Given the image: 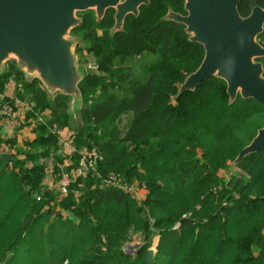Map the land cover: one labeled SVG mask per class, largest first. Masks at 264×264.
<instances>
[{
  "label": "trees",
  "instance_id": "16d2710c",
  "mask_svg": "<svg viewBox=\"0 0 264 264\" xmlns=\"http://www.w3.org/2000/svg\"><path fill=\"white\" fill-rule=\"evenodd\" d=\"M259 4L264 7V0ZM251 8V0L240 1L242 16ZM170 9L185 13L184 0H150L114 33V9L100 21L87 16L73 29L91 36L94 64L104 72L86 75L79 84L83 126L73 139L76 149L78 143L102 153L100 176L80 177L83 188L94 186L90 196L81 192L64 201L66 215L57 209L52 200L63 198L58 200L43 177L58 135L39 122L32 147L43 151L35 158L29 149L24 159L0 170V264H151L147 241L138 253L125 252L138 233L159 236L157 264H264L255 255L257 248L264 250V146L235 166L242 173L228 179L219 174L263 126L264 105L241 96L230 103L226 82L215 76L178 95L204 48L189 40L183 24L166 19ZM258 39L264 45V31ZM134 58L143 64L142 77L131 64ZM18 95L47 98L33 81ZM46 100L55 120L68 118V95L58 92ZM3 150L0 135V154ZM63 160L53 165L55 181ZM1 164L0 158V169ZM109 175L145 185L147 197L138 203L104 184ZM76 183L72 180L67 195ZM34 190L49 197L45 207L34 208ZM80 199L85 207L76 211L73 202Z\"/></svg>",
  "mask_w": 264,
  "mask_h": 264
},
{
  "label": "water",
  "instance_id": "95a60500",
  "mask_svg": "<svg viewBox=\"0 0 264 264\" xmlns=\"http://www.w3.org/2000/svg\"><path fill=\"white\" fill-rule=\"evenodd\" d=\"M241 0H184L185 13L169 10L167 20L181 23L189 40L201 44L204 58L178 88V95L194 90L211 77L227 84L229 102L238 96L253 98L264 105V45L258 37L264 31V7L251 0V12L242 16ZM150 0H0V72L15 58L29 78H37L50 94L70 97V107L83 108L79 84L86 75H103L97 67L81 69L74 48L78 38L71 31L81 24L79 12L94 10L100 21L108 9H114L111 32L123 29L128 15L139 14ZM264 146V124L232 162V168L249 154ZM1 171L11 162L12 154H0ZM29 222L25 217L23 226ZM144 243L128 245L127 253H138ZM154 250L149 248L146 262Z\"/></svg>",
  "mask_w": 264,
  "mask_h": 264
},
{
  "label": "rangeland",
  "instance_id": "374dc122",
  "mask_svg": "<svg viewBox=\"0 0 264 264\" xmlns=\"http://www.w3.org/2000/svg\"><path fill=\"white\" fill-rule=\"evenodd\" d=\"M88 11H90V12H88ZM77 15L81 19V22L83 21V19H86L87 16H91L92 18L94 16L97 19V16H96V13L94 10H87L86 12L85 11L79 12ZM100 31H101L100 28L94 29L92 33H97ZM70 36L78 38V43L75 46L74 51L78 57L79 67L81 69H84L85 67H87L88 64L89 65L94 64L93 54L89 50V41L91 39V36L89 34H86L84 32L78 31V30H72L70 33ZM145 55H146V57L142 58ZM149 56L150 55H148L146 53L141 58L140 57H138V58H140L141 60H143L145 62L148 60ZM133 61L135 63H131V64H133L136 67L137 73L142 77V73H143V69H144L142 66L143 64L140 63V61H138L137 58H134ZM262 63L264 64V61H262ZM117 65L118 64L115 61L114 67H116ZM92 67H94V66H92ZM123 69H125V67ZM19 73H21V71L19 68H17V62H16L15 58L13 57L5 64L4 70L0 73V94L1 95H4L3 93H8L11 90V88L13 87V84L16 81H18V76H20ZM11 77H12V79L10 80ZM15 77H16V80H14ZM4 99H6V98L4 97ZM46 99H48V98H46ZM46 99H45V101H41L38 104H36V107H37L39 112L43 111V108H44L43 105L47 101ZM6 101H11V99L7 98ZM66 115L68 116V118L62 119L61 122L65 127H69L71 129V131L73 132V135H75L78 131H80L82 129V126H83L82 120L80 117V110H74V111L69 110V111H67ZM121 120H122L121 125H125L127 117H124V118L122 117ZM0 122H2L1 118H0ZM37 123L38 122H35V125H34V132L35 133L37 130ZM18 126L19 125H15V127H14V130H15L14 135L15 136H13L7 140L5 138H3V143H4L5 147L8 148L7 152H10L12 154V159H11L9 167H11L13 165L12 162L15 159L16 160L24 159L23 157L29 149L32 150V153L34 154L33 156L35 158H37L38 154L43 151L40 148L32 147L35 139H37L36 138L37 136L33 135V133H32V135H30V134L25 133V132H19V135H18ZM2 128L3 127L0 125V131L1 132H2ZM58 130L62 131L61 128H59ZM59 136H60V134H59ZM59 136H58V138H59ZM76 143H77V141H76ZM55 146L57 148L52 150L53 154H51L52 152L47 153L46 159H45L46 162L48 163L49 170H53L51 172V175H45V177H43V183H45L46 184L45 186L49 187L50 190H52L53 188L50 185L48 186V184H50L51 181L55 182L54 179H55V176L57 174L54 171L55 170V168L53 167L54 163L59 159H65V160L67 159L66 162L68 163L70 161V164H71L72 162L77 160L78 154L82 153L83 150H86V149H83V147L81 145H78V143H77L75 146V147H77V149L75 148L76 150L73 151V153L71 154V153L67 152L62 145H60L59 140L57 141V144H55ZM5 150H7V149H5ZM57 150H58V152H55ZM48 155H49V157H48ZM39 161H41V160H39ZM59 163H60L59 168H61L64 166L63 164L65 163V161L62 163L60 161ZM231 164H232V162H231ZM231 164H230V167H228L226 170L219 171V174L223 175L226 179H228L230 177V175H232L233 173H235L236 175L242 173L241 167H233L232 168ZM28 166H32V164H28ZM70 166H72V164ZM17 170L21 171L18 168H17ZM69 171L71 172V167H70ZM121 179H122V177H121ZM72 180H73V182H77L76 183L77 185H76V187H71L69 195H67L66 197H63V199L61 201H56V198H54V200H52V204L56 205L57 209H61L62 213H64L65 215L68 211L67 210L64 211V209L62 208V205H65L70 199H78L81 192L83 194L85 193L86 195L89 194L87 196V197H89L90 196V189L92 190L94 187V186L93 187L91 186L88 188H86V187L83 188L82 183H81V178L79 176L72 175ZM147 193H148V191H147ZM32 194H33V196L36 197V202L34 203V208H37V207L39 208L40 205L42 207H45V205H46L45 203L47 202L49 197L47 196L46 198L43 199L42 194L38 193L37 190L32 191ZM57 196H58L57 198L59 200V198H61V197L59 196L58 193H57ZM145 197H147L146 192H145ZM64 201H65V204H63ZM76 207L77 208H81V207L84 208L85 204L82 202L81 199L76 200L75 202H73V209L74 208L76 209ZM76 211H78V209H76ZM76 211L74 210V212H76ZM71 214L73 215V213H71ZM145 237H146L145 234H141V233L135 234L132 237V240L127 243V245L125 246V249L128 250V248H127L128 245L134 246L137 244L144 243ZM147 242L150 245V248L154 250L152 258L150 259V262H151V264H157L159 259L155 255L158 251L159 236L150 235L149 239H147ZM135 249H137V247H135V246L132 247V250H135ZM259 249L260 248L256 249L255 255H257L259 258L264 260V250H261V249L259 250ZM132 254H134V253H132Z\"/></svg>",
  "mask_w": 264,
  "mask_h": 264
},
{
  "label": "crops",
  "instance_id": "0c3cea01",
  "mask_svg": "<svg viewBox=\"0 0 264 264\" xmlns=\"http://www.w3.org/2000/svg\"><path fill=\"white\" fill-rule=\"evenodd\" d=\"M5 67V66H4ZM17 68H19V66L17 65ZM21 73L20 76H18V81H16L13 84V87L11 88V90L8 93H3L5 98H9L11 99L12 102L15 103V108H14V114L6 119L4 121V119L1 118L2 122L0 123V125L3 127L2 128V139L5 138L6 140L15 136V130L14 127L15 125H19L18 126V135L19 132H25L28 133L30 135H36V133L34 132V125L35 122H41L45 125H48L50 129L55 130V133L59 136L58 140L60 145H62L64 147V149L69 152V153H73V151H75V148L73 146V139H74V135L73 132L71 131V129L69 127H65L61 121H57L55 120V118L52 117V115L50 114V110L49 108L45 107V104L43 105V111L39 112L38 109H34V107L36 106V104L39 103V100L35 98V100H30V95H18V92L23 91V87H25V84L28 82H35L36 86H39V88L41 89L42 92H45L47 98H51L55 93L50 94L46 91L45 87L43 86V84L37 79V78H29L25 71L22 70L21 68H19ZM4 70V68H3ZM2 70V71H3ZM1 71V72H2ZM0 72V73H1ZM12 79V77L10 78V80ZM14 80H16V77L14 78ZM74 111V110H80V117H81V111L82 108H71L69 105L68 111ZM82 120V118H81ZM19 123V124H18ZM37 123V125H38ZM49 123V124H48ZM62 125H61V124ZM7 127V128H6ZM6 128V129H5ZM59 128L62 129V131L58 130ZM59 133V134H58ZM36 137V136H35ZM3 147L4 149H7L6 152L8 151V148L5 147L4 143H3ZM67 160V159H66ZM66 160L64 159L62 162L65 161V163L63 164L64 166H69L70 165V161L67 163ZM75 163L72 162L71 164L73 165ZM62 165V166H63ZM47 173L46 175H50L51 172L53 170H49V168H47ZM52 182H50V184H48V186L50 185L52 187ZM55 183V182H54ZM55 188V185L52 187Z\"/></svg>",
  "mask_w": 264,
  "mask_h": 264
},
{
  "label": "built area",
  "instance_id": "2783aa9c",
  "mask_svg": "<svg viewBox=\"0 0 264 264\" xmlns=\"http://www.w3.org/2000/svg\"><path fill=\"white\" fill-rule=\"evenodd\" d=\"M89 66L94 65L90 64ZM4 97V95L0 94V115L2 119L6 120L14 114L15 103L12 101H6ZM102 159L103 155L98 148L93 147L91 149L84 150L80 153V157L75 163V167L71 169V172L67 170L66 166L61 167V170L58 173L57 181H55V183L52 182V187L55 185L59 196L61 198L65 197L68 194L72 183V175L82 177L91 172L100 176L98 166ZM102 180L104 184H108L122 190L138 203L143 202L145 199V192L147 193V187L145 185L141 187L134 186L122 180L119 175H109Z\"/></svg>",
  "mask_w": 264,
  "mask_h": 264
},
{
  "label": "flooded vegetation",
  "instance_id": "af4514ba",
  "mask_svg": "<svg viewBox=\"0 0 264 264\" xmlns=\"http://www.w3.org/2000/svg\"><path fill=\"white\" fill-rule=\"evenodd\" d=\"M88 65H89V64H88ZM88 65H87V66H88ZM93 65H94V67H95V64H93Z\"/></svg>",
  "mask_w": 264,
  "mask_h": 264
}]
</instances>
